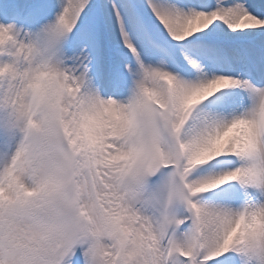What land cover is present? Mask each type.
Segmentation results:
<instances>
[{
  "label": "snow or ice",
  "instance_id": "obj_1",
  "mask_svg": "<svg viewBox=\"0 0 264 264\" xmlns=\"http://www.w3.org/2000/svg\"><path fill=\"white\" fill-rule=\"evenodd\" d=\"M0 264H264V0H0Z\"/></svg>",
  "mask_w": 264,
  "mask_h": 264
}]
</instances>
